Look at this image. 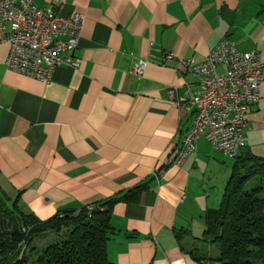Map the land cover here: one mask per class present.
I'll return each instance as SVG.
<instances>
[{
	"label": "crops",
	"instance_id": "obj_1",
	"mask_svg": "<svg viewBox=\"0 0 264 264\" xmlns=\"http://www.w3.org/2000/svg\"><path fill=\"white\" fill-rule=\"evenodd\" d=\"M34 4H55L63 17L82 15L79 64L57 66L49 82L36 81L7 70L8 47L0 44L2 193L43 221L153 179L138 200L113 206L107 261L215 264L197 246L204 214L219 206L233 162L201 139L182 164L174 163L194 118L184 107L198 88L180 63H202L223 38L264 61V0ZM165 53L173 58L163 66ZM139 59L148 62L141 77L131 73ZM245 121L240 153L264 158V83ZM178 231L183 239L175 238Z\"/></svg>",
	"mask_w": 264,
	"mask_h": 264
},
{
	"label": "built area",
	"instance_id": "obj_2",
	"mask_svg": "<svg viewBox=\"0 0 264 264\" xmlns=\"http://www.w3.org/2000/svg\"><path fill=\"white\" fill-rule=\"evenodd\" d=\"M82 23L81 14L63 17L55 4L39 8L34 0H0V44L8 47L7 70L49 82L55 67H78L74 52ZM172 58V53H165L161 65ZM147 64L146 60L139 59L131 73L141 77ZM180 66L197 77L198 88L184 107L193 108L194 118L174 163L182 164L195 152L201 139L226 157L236 158L245 146V115L259 99V88L264 83V61L258 53L240 51L233 42L223 38L202 63L186 61ZM219 66L225 68L224 73H217ZM167 93L170 98L174 97L173 89ZM182 102L183 99L175 101L178 106Z\"/></svg>",
	"mask_w": 264,
	"mask_h": 264
},
{
	"label": "trees",
	"instance_id": "obj_3",
	"mask_svg": "<svg viewBox=\"0 0 264 264\" xmlns=\"http://www.w3.org/2000/svg\"><path fill=\"white\" fill-rule=\"evenodd\" d=\"M153 179L79 211L61 210L46 220L19 209L0 190V264H112L106 242L110 215L119 202L138 200ZM201 242L215 247L219 264L264 262V158L240 153L233 160L219 206L204 214ZM183 239L185 231L175 232ZM52 236L43 247L35 240Z\"/></svg>",
	"mask_w": 264,
	"mask_h": 264
},
{
	"label": "rangeland",
	"instance_id": "obj_4",
	"mask_svg": "<svg viewBox=\"0 0 264 264\" xmlns=\"http://www.w3.org/2000/svg\"><path fill=\"white\" fill-rule=\"evenodd\" d=\"M226 159L228 160L229 163L233 162L231 159H228V158H226ZM228 166H229V164H228ZM51 238H52V236H44L42 238L35 240V244L43 247L46 243L49 242V240ZM197 247L199 248V250L197 252L200 254H205L206 252H208L210 256H215L217 254L215 247L209 243L200 242V244ZM213 263L219 264L216 262H213ZM260 264H264V262H261Z\"/></svg>",
	"mask_w": 264,
	"mask_h": 264
}]
</instances>
